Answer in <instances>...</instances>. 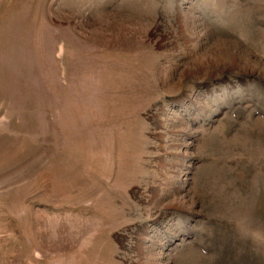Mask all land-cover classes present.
<instances>
[{
  "label": "rangeland",
  "instance_id": "obj_1",
  "mask_svg": "<svg viewBox=\"0 0 264 264\" xmlns=\"http://www.w3.org/2000/svg\"><path fill=\"white\" fill-rule=\"evenodd\" d=\"M0 264H264V0H0Z\"/></svg>",
  "mask_w": 264,
  "mask_h": 264
}]
</instances>
